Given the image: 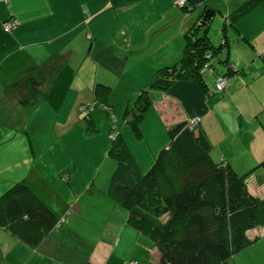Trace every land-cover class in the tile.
<instances>
[{
    "label": "crops",
    "instance_id": "obj_1",
    "mask_svg": "<svg viewBox=\"0 0 264 264\" xmlns=\"http://www.w3.org/2000/svg\"><path fill=\"white\" fill-rule=\"evenodd\" d=\"M187 1L192 10L176 0H0V195L26 180L59 218L35 248L0 229V264H162L155 243L106 193L116 168L109 138L85 135L79 105L94 98L97 83L112 87L115 122L144 171L169 144L168 128L192 116L201 117L214 160L245 174L264 159V4L230 24L227 15L245 0ZM206 7L215 9L213 42H222L224 23L229 38L221 54L228 62L205 70L211 96L197 81L153 92L145 135L136 139L123 121L127 105L159 67L180 60L184 33ZM224 66L241 72L219 91ZM94 118L112 127L104 110ZM68 171L70 185L61 175ZM248 179L250 191L264 196V170ZM259 228L250 236L261 239ZM239 255L229 263L238 264Z\"/></svg>",
    "mask_w": 264,
    "mask_h": 264
},
{
    "label": "trees",
    "instance_id": "obj_2",
    "mask_svg": "<svg viewBox=\"0 0 264 264\" xmlns=\"http://www.w3.org/2000/svg\"><path fill=\"white\" fill-rule=\"evenodd\" d=\"M257 4H264V0H245L227 15L230 24ZM192 9L188 1L183 5L185 11ZM214 15L215 9H204L184 33L180 60L159 67L152 82L138 91L134 104L127 105L125 115L133 114L130 125L137 136L138 126L153 104V92H166L179 81H197L211 96L205 70L211 65L219 69L220 61L228 62L222 52H229L226 23L219 45L210 37ZM221 70L217 88L219 80L225 78L228 83L230 75L241 72L226 66ZM111 90V86L97 83L95 102L109 104ZM169 134L171 143L146 172L119 134L110 148L117 165L106 193L128 209V224L155 243L162 264H224L260 239L250 236L249 230L264 226V196L250 191L247 178L258 169L264 170V159L241 174L226 159L214 160L213 144L203 129L179 122L170 127ZM58 222L55 212L26 180L0 196V229L33 248L41 245Z\"/></svg>",
    "mask_w": 264,
    "mask_h": 264
},
{
    "label": "rangeland",
    "instance_id": "obj_3",
    "mask_svg": "<svg viewBox=\"0 0 264 264\" xmlns=\"http://www.w3.org/2000/svg\"><path fill=\"white\" fill-rule=\"evenodd\" d=\"M176 3H177V1H176ZM177 5H179V6H181L182 8H183V6L180 4V3H177ZM11 23L9 22V21H6L5 23H4V30L6 31V32H10V31H12L13 30V26H12V24L10 25ZM211 37V36H210ZM208 57H210V54H208L207 55ZM232 69V68H231ZM227 84V81H226V83H225V85ZM97 86V84L95 85V87ZM95 87H94V90L93 91H95ZM225 88V87H224ZM223 88V89H224ZM95 93V92H94ZM137 93H138V91H137ZM137 93H136V95H137ZM247 98H248V96H247ZM135 99H136V97L133 99V100H131L132 102H131V105H133L134 104V102H135ZM229 101H231V99H228ZM25 103H28L29 102V99L28 100H23ZM252 101V100H251ZM127 108V107H126ZM100 109H102V110H104V114H105V117L109 120V119H111L112 121H113V123H112V127H110V128H107L106 130H104V127L101 125V124H99L98 123V121L94 118V112L96 111V110H100ZM150 109V108H149ZM79 110H80V112H81V114H83V122H84V129H85V135L87 136V137H91V136H93V135H98V134H101V133H103L104 135H107V137L109 138V145H108V147H107V156H109V157H111V155H110V148H111V145H112V142L113 141H115L116 140V138H117V136L119 135V134H121L122 136H123V138L126 140V142H127V144H128V146L130 147V149L132 150V152H133V155H134V157L136 158V156H135V154H134V152L135 151H133V149H132V146H131V144L130 143H128V141H127V139H126V137H125V135L122 133V130L120 129V128H118L117 127V124H116V113H115V111H114V108H113V105L112 104H110V102H109V104H107V103H105L104 105H102V106H99L96 102H95V100H94V98L91 100V101H88V102H84V103H81L80 105H79ZM126 110V109H125ZM251 113H252V111H250ZM89 113H91V114H89ZM147 113V112H146ZM146 113L144 114V115H146ZM132 115L133 114H130L129 116H126L125 115V112H124V114H123V121H124V123L126 124V126L127 127H130L131 128V130H132V127H131V125H130V122L132 121V119H133V117H132ZM3 117V116H2ZM73 118V117H72ZM144 119H145V116H144V118H143V120L140 122V124H139V126H138V132H139V134H138V136L135 134V133H133L134 131L132 130V133H133V135L135 136V138L136 139H138V140H140V139H142L143 138V136L145 135L144 134V130H142V124H143V121H144ZM200 119H201V117L200 116H192V117H190V118H188L187 120H185V121H181V122H185L186 123V126L188 127V128H191V129H193V128H200ZM81 120V119H80ZM81 122H82V120H81ZM89 122H91V124H89ZM179 123V122H178ZM173 126V125H172ZM171 127V126H170ZM170 127L168 128V133H169V129H170ZM170 135V134H169ZM171 143V135H170V141H169V144ZM168 144V145H169ZM168 145L167 146H165L164 148H167L168 147ZM164 148H162V149H164ZM161 149V150H162ZM160 150V151H161ZM160 153V152H159ZM159 153H158V155H159ZM112 158V157H111ZM113 159V158H112ZM223 159H225V158H221L220 159V161H223ZM114 160V159H113ZM136 160H137V158H136ZM115 161V160H114ZM137 162H138V164H139V161L137 160ZM221 163H224V162H221ZM117 165V164H116ZM139 166H140V164H139ZM140 168H141V170H143L142 169V167L140 166ZM144 171V170H143ZM146 172V171H145ZM61 175H62V178L70 185L71 184V179H72V171H68V172H66V173H61ZM248 181H249V179L247 178V183H248ZM249 186V185H248ZM254 188L255 187H252V190H254ZM251 190V189H250ZM252 192V191H251ZM3 195V194H2ZM1 196V195H0ZM258 196V195H257ZM259 197H263L262 195L261 196H259ZM119 204V203H118ZM123 206V205H122ZM128 210V209H127ZM129 212V211H128ZM67 215V214H66ZM165 218V217H164ZM127 222H128V219H127ZM259 227H261V228H263L264 226H258V227H255V228H253V229H250L249 230V233H250V235H255L256 233L255 232H257L258 233V231H260L261 229L259 228ZM260 229V230H259ZM243 251V250H242ZM238 254H240L239 255V261H238V264H264V234H263V236H262V238L256 243V245H254V246H249L248 248H247V250L246 251H244L242 254H241V251L239 252V253H237L236 255H234L231 259H233L235 256H237ZM231 259H229V260H231ZM229 260L226 262V263H224V264H230L229 263Z\"/></svg>",
    "mask_w": 264,
    "mask_h": 264
},
{
    "label": "built area",
    "instance_id": "obj_4",
    "mask_svg": "<svg viewBox=\"0 0 264 264\" xmlns=\"http://www.w3.org/2000/svg\"><path fill=\"white\" fill-rule=\"evenodd\" d=\"M11 25V24H10ZM225 79V78H224ZM224 79H221V80H219V82H218V88L220 89V90H222L224 87H225V83H226V81H224Z\"/></svg>",
    "mask_w": 264,
    "mask_h": 264
},
{
    "label": "bare ground",
    "instance_id": "obj_5",
    "mask_svg": "<svg viewBox=\"0 0 264 264\" xmlns=\"http://www.w3.org/2000/svg\"><path fill=\"white\" fill-rule=\"evenodd\" d=\"M177 1V3H180L182 6L183 5H186V2H187V0H176ZM187 9V8H186ZM227 79H224V81H226ZM223 90V89H222Z\"/></svg>",
    "mask_w": 264,
    "mask_h": 264
}]
</instances>
